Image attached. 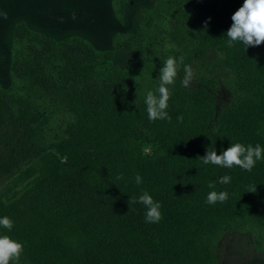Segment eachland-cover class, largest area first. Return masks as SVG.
<instances>
[{"label": "trees", "instance_id": "obj_1", "mask_svg": "<svg viewBox=\"0 0 264 264\" xmlns=\"http://www.w3.org/2000/svg\"><path fill=\"white\" fill-rule=\"evenodd\" d=\"M243 3L159 0L128 36L124 48L149 56L134 60L145 67L139 88L145 94L158 89L169 56L183 55L184 68L206 46L234 79L239 102L217 116L205 88L173 91L170 122L149 120L145 99L92 82L94 62L85 49L58 47L14 26L10 79L59 95L72 116L65 137L45 145L40 135L48 117L0 88V188L23 187L0 205V218L14 222L11 230L0 226V235L21 242L29 264H216L211 237L247 226L264 230V160L246 171L201 158L235 143L264 147V43L226 46L231 17ZM123 16L122 4L119 21ZM152 45L161 49L159 57ZM141 129L156 143L146 157L137 149ZM224 175L230 183H220ZM252 186L256 191L248 192ZM145 191L162 205L158 223L146 222L145 205L131 202ZM211 191H226L228 198L208 204Z\"/></svg>", "mask_w": 264, "mask_h": 264}, {"label": "rangeland", "instance_id": "obj_2", "mask_svg": "<svg viewBox=\"0 0 264 264\" xmlns=\"http://www.w3.org/2000/svg\"><path fill=\"white\" fill-rule=\"evenodd\" d=\"M159 0H0V88L8 95L26 98L34 110L48 117L41 142L52 145L65 137V126L72 116L57 94L28 89L22 82L10 79V62L16 43L13 28L20 24L26 30L43 34L52 43L85 49L94 62L90 78L99 87L122 89L124 94L146 99L140 82L147 79L145 67L134 64L135 56L143 50L124 48L128 36L142 27L145 17ZM123 4L124 16L117 18V10ZM6 14V18H5ZM157 24L153 25V28ZM128 43V42H127ZM113 54L109 56V53ZM153 57L162 54L158 46L152 45ZM220 54L211 47L202 48L194 57L190 67L192 76L185 85L184 68H179L173 86L175 90L205 88L213 97L215 116L239 102L238 90L228 70L220 63ZM125 86L121 87L123 83ZM158 94V93H157ZM138 153L142 157L154 152L156 143L141 129ZM9 182L0 188V205L22 189ZM215 247L217 264H264V230L247 226L230 230L210 239ZM12 264H29L21 255Z\"/></svg>", "mask_w": 264, "mask_h": 264}, {"label": "clouds", "instance_id": "obj_3", "mask_svg": "<svg viewBox=\"0 0 264 264\" xmlns=\"http://www.w3.org/2000/svg\"><path fill=\"white\" fill-rule=\"evenodd\" d=\"M6 18V14H5ZM232 24L227 30L228 37L226 46L231 48L235 42H242L246 48L249 46H259L264 43V0H244L243 5L234 12L231 17ZM184 63V57L179 58L169 56L160 68L159 72V87L156 92L147 91L145 103L147 105V112L149 120H168L171 121L166 111L168 108V101L172 96V91L169 86L175 84L178 76L180 65ZM185 79L183 84L187 85L192 76V69L190 66H184ZM158 93V94H157ZM177 120L182 122L183 117L178 116ZM203 164H214L220 167L232 168L234 166L240 167L246 171H251L259 160H264V147L259 144L255 146L244 145L242 143L231 144L221 154H217L215 149L207 150L205 156L201 157ZM117 180L123 179V175L116 177ZM135 182L140 185L143 180L137 174ZM231 182L229 175H224L220 178V183L227 184ZM209 188L215 187V182L209 183ZM256 186L250 187L248 192H255ZM228 198L226 191L208 193L206 203L215 204L217 202H225ZM132 203H141L146 207L145 221L148 223H158L162 219L161 203L153 199L147 192H143L139 196L138 201L132 198ZM11 218L4 216L0 218V226L11 230L13 227ZM24 246L21 242L12 239L7 235H0V264H12L13 261H19Z\"/></svg>", "mask_w": 264, "mask_h": 264}, {"label": "crops", "instance_id": "obj_4", "mask_svg": "<svg viewBox=\"0 0 264 264\" xmlns=\"http://www.w3.org/2000/svg\"><path fill=\"white\" fill-rule=\"evenodd\" d=\"M226 232H230V231H226ZM222 233H224V232H222ZM222 233H221V234H222ZM215 252H216V251H215ZM216 264H217V259H216Z\"/></svg>", "mask_w": 264, "mask_h": 264}]
</instances>
